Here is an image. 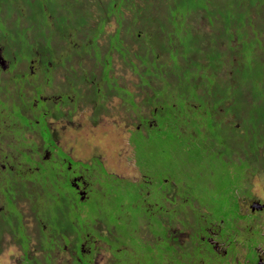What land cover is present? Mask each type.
I'll use <instances>...</instances> for the list:
<instances>
[{"label":"trees","instance_id":"1","mask_svg":"<svg viewBox=\"0 0 264 264\" xmlns=\"http://www.w3.org/2000/svg\"><path fill=\"white\" fill-rule=\"evenodd\" d=\"M36 1L0 0V7L12 5L17 13L16 26L9 32L12 45L20 47L23 40L31 39ZM80 1L64 3L67 6L61 8L63 20L56 25L53 13L41 4L45 20L54 16L48 26L53 41L59 33L57 41L65 43L62 50L66 51L68 39L74 40L80 35L83 45L78 53L82 60H95V67L101 70L96 74L95 67L90 69L96 79L93 92L97 97L111 99L113 93L119 95L125 109L136 114L138 123L152 120L150 127L142 125L146 130L156 133L164 130L183 148L201 154L203 159L212 157L226 166L227 172L210 170V174L218 178L220 187L223 182L235 180L237 183L224 191L225 198L219 193L211 203H216L215 211H221L226 204L232 205L235 198L234 207L238 213L237 200L247 194L241 191L242 184L250 179L251 170L257 168L264 172V0H84L85 4ZM27 7L30 12L26 11ZM111 15H115L117 26L112 35H108L105 28ZM201 24L209 30L200 29ZM41 28L35 39L37 43L46 31ZM102 39L110 40V48L104 49L98 44ZM113 47L138 79L135 94L126 87H119L110 76ZM43 51L41 44V49L33 50L31 57L36 58ZM139 109L147 110L149 117L140 114ZM19 129L17 125L15 133L20 138L10 142L23 145L24 135ZM49 162L52 166L56 164L52 159ZM103 172L112 180L124 182ZM216 172L219 174L215 175ZM17 179L6 181L8 193H17L19 199L30 196L23 180ZM43 180L39 185L45 201H41L40 195L31 197L39 208L36 221L39 235L35 236L33 229L31 237L36 238V249L43 252L47 264H56V251H67L75 264H92L98 242L106 245L110 252L109 264H222L203 238L209 231L221 232L226 218L217 221L218 212L213 210L208 213L210 219L204 217L207 204L199 203L203 193L194 182L185 185L170 177L168 183L161 182L154 192L152 188L146 189L151 184L143 183L141 187L137 183L140 187L135 191L139 200L128 205L140 207L143 212L136 217L138 225L134 226L128 212L116 216L111 205L106 215L87 221L82 211L77 210L76 199L84 203L90 198L81 202L69 185L71 195L66 193L63 197L59 193L56 196L52 193L53 189L58 191L54 187L56 177ZM99 187L97 192L107 191L103 184ZM108 193L109 190L103 195L109 200ZM129 197L132 198L127 193L122 199L124 203ZM122 205L117 203L114 211ZM111 219H123L128 225L129 237L107 222ZM97 221L105 225L104 230L94 229ZM18 222L20 225V219ZM42 222L47 229L39 225ZM236 222L234 220L235 225ZM1 224L10 231L14 227L19 231V243H27L29 253L24 227L7 222L0 214ZM141 227L150 235L148 238L142 237ZM184 231L189 232L185 243L179 241Z\"/></svg>","mask_w":264,"mask_h":264},{"label":"rangeland","instance_id":"2","mask_svg":"<svg viewBox=\"0 0 264 264\" xmlns=\"http://www.w3.org/2000/svg\"><path fill=\"white\" fill-rule=\"evenodd\" d=\"M67 1L71 2V0H63L62 6L61 0H37L35 2L36 6L33 7V24L35 29L34 33H30L29 37L31 39H29L28 41L31 46L34 45V50L41 49V44L37 43L35 40L38 38L37 36L40 35V31H42L41 27H43V29H49V22H51L49 20H52L54 16L56 19L55 25L57 24V22L60 23V20H63L62 18H60L63 17V11L61 10V8L67 6L64 4L68 3ZM90 1L94 2L95 0ZM80 3L85 4L84 0H81ZM41 4L44 8H46L49 13H53L54 16L49 14L52 19L49 17V20H45L44 16L46 14L42 11ZM13 8L14 7L12 5H8L6 9H4V11L8 12L11 11ZM26 11L30 12V8L27 7ZM121 11H123V9ZM110 17L111 21H109L110 23L107 22L108 24L105 28V34L108 35H112L117 26L115 23V15H111ZM57 28H60V25H58ZM199 28L203 31L209 30V28L204 24L199 25ZM54 29L55 28H53V30ZM53 30L52 32L54 34L55 31ZM110 43L111 42L109 39H102L99 41V45L103 46L104 49H107V47L110 48ZM124 44L127 45V42H125ZM20 45L25 50H27V44L24 41L21 42ZM70 47L71 46H68L67 48ZM112 49L113 51L111 67L109 69L110 76L116 81L119 87H126V89L131 91L132 94H135V92L137 91L135 85L138 82V79L134 74H132L131 70H129V68L124 65L120 55L117 51H115V47H113ZM16 56L17 58H20V56H22L21 50ZM24 56L27 57V55ZM84 65H86V61L82 63L81 67L82 69H89ZM36 68L37 66L34 64L35 74H37L38 76L39 71H37ZM95 69L96 74H99L101 72L98 66L95 67ZM38 78L40 80L41 76H38ZM33 83H36L35 77L32 81V84ZM27 90L31 91L32 89L28 87ZM50 92L51 91H49L48 93ZM103 93H106L105 90L103 91ZM30 94L32 93H28V98L30 97ZM106 110H108L106 117H103V119L96 121V123L89 119L88 110L86 109L85 111L81 112L80 116H78L77 119H72L74 124H67L64 121H61L59 124L53 125V127L57 129L58 140H60L58 145L60 149L68 153L73 158V160L88 164L90 168L86 171L79 167L75 169V171L77 172H83L82 174H84L85 178L87 177V186L84 188V191H89V193L87 194L88 197L84 198L83 201L87 200L88 198L90 199L84 203H80L78 199H76L77 210L82 211L84 219H86L87 221H91L97 216L101 217L102 214L106 215V212L109 211V207L111 205L112 212L116 214V216H122L124 212H128L130 214V217L133 218V225L137 226L138 224L136 222V217L139 214H142L143 209H141L140 207L130 208L128 203L138 202L139 198L137 197L135 190H138L140 186L144 187V184L141 183L143 182V177L141 176L140 172L141 168L138 167L140 166L145 171H147L146 177L151 182V185L148 186L146 189L152 188L151 192H154V189L158 187V185H160L164 176L171 177L174 179L177 178V180H175L176 183L178 181L184 183L185 185L192 182L198 184L199 189H201V192L203 193L201 196L202 200L199 201V203L205 202L207 204L204 207L205 210L203 211L204 217L210 219L208 213L213 210L216 213L218 212L217 216L215 217L217 221L226 218L221 227V229H223L220 234L225 235L226 231H228L227 233H229L235 228L233 220L235 217H237V213L235 212L234 207L235 198L232 205L226 204L225 209L221 211H215L216 209L214 208V206H216V203H211V200L213 198L216 199L219 193H221L222 199L225 198L224 191H229L232 185H234V183H237L235 180H233V182H223L220 187L218 185V178L213 177L210 174V170H221L223 172H227L228 170L225 168L226 166H224L222 163L212 157L208 156V159H203V156L201 154L198 153V155H196L193 152L187 150L186 147L183 148L179 141L175 140V138H173L169 134H165L164 130L159 133H156L149 130L147 131L142 125L139 126L138 121L135 118L136 114L128 109H125V106L122 104L121 98L119 97V95L116 96L115 93H113V97L109 99ZM147 112L148 111L145 109H139L140 114H144L149 117ZM152 124L155 125V122ZM138 127L140 128V130H137ZM136 131H140V133H136ZM55 154L56 157L60 160L64 158L67 160L66 156L62 154L59 150ZM94 157H102L104 162V168L107 171V174L113 175L114 177L117 176L118 178H124V182H117L115 180L110 179L109 177L104 176V172L102 169H99L95 163L91 164V159ZM19 159L22 161V159L24 158H22L21 156ZM49 163L50 162H46L44 168H42L40 165V173L45 172V177L48 176L51 179H55V173L49 167L55 168L56 164L54 165V167ZM31 166L33 165L31 164ZM61 172L62 171H60V169L57 170V173L59 174V181L62 179L60 176ZM217 174L219 173L216 172L215 175ZM31 176H33L34 182L31 184V186H28V188H30V193L28 195H30V197L40 195L41 201H45V198L42 197L43 193H41L42 188L39 185L41 184L39 182V174L33 173L31 174ZM249 177L250 179L248 180V182L242 184L241 191L243 193H247V198H250L249 196L251 194V196H253L254 198L261 199V201L264 202V172L255 168L254 170H251ZM201 178H203L204 180H202ZM137 183L141 185L137 186ZM101 184H103L107 191H103L102 193L97 192L101 189L99 187ZM170 185L173 186V184ZM51 189H53V186H51ZM108 190V194H110L109 200L104 198L103 195L106 194ZM0 191H2L3 197H6L4 201L6 203L8 199V190L6 189V185H1ZM62 191L63 193H68L69 195H71L72 193L68 186L64 184L62 185ZM62 191H60V193H62ZM52 193L58 196L56 190L54 191L53 189ZM127 193H129L133 199L129 197L127 198V203H124L122 199ZM154 195L155 194H153V196ZM45 196L49 197V195L47 194H45ZM243 197L244 195L242 197L240 196V203L242 205L247 203L246 201L242 200ZM47 199L48 198H46V201L49 202ZM161 199L162 198H160V200ZM1 200L2 196L0 197V205L3 204ZM117 203H122L123 205L121 208L118 207V209L114 211V207ZM5 206L6 211L8 212L6 217L7 222H11L12 218H14L15 216L17 220V214L12 203H7ZM44 207L45 210L48 209L47 204ZM243 208L245 209V206H243ZM17 209L19 210V212L21 211L20 217L23 225L25 224V232L30 235L32 228L36 225V219L38 217L37 214L39 208L35 206V202H33L32 199H28L24 202L23 200L17 201ZM242 211L243 209L241 210V212ZM242 213L247 214V211H244ZM74 214L77 218H79L77 213ZM228 217H231V219H227ZM261 218L263 220L264 216H262ZM111 220H107V222L111 225H114L116 230L123 234L126 238L129 237L130 231H128V225H125L123 219ZM249 221L250 220L237 221L239 223V225L237 226L241 228L243 225L246 224V222ZM248 224L249 227L252 226L251 222ZM39 225L47 229L46 226H44L43 222ZM93 227L97 230L105 229V225L103 223L101 224L98 221L96 223V226L94 225ZM258 228H260L264 232V220L262 222H259ZM0 229L3 230L0 231V264H21V250L18 247L19 242L21 241L19 231L16 230L15 227L11 231L9 230V227L5 229L3 224L0 225ZM140 231H144L142 227ZM184 232L185 233L179 237V241L183 243L188 242V237L186 233H189L188 231ZM148 236L150 235L145 234L144 231L142 237L148 238ZM26 238L29 240L28 256L33 262V264H47L45 259H43V252L36 249L37 243L34 242L36 241V238L34 236H26ZM242 238L245 242H247V238H244V236H242ZM237 241L240 244L243 243L239 240ZM96 244L98 247H96L93 256L94 264H109L108 261L111 255L110 252L107 250L106 245L100 242ZM54 255L57 257V259L55 260L56 264H75V262L72 261V255L69 254L67 251H56Z\"/></svg>","mask_w":264,"mask_h":264},{"label":"flooded vegetation","instance_id":"3","mask_svg":"<svg viewBox=\"0 0 264 264\" xmlns=\"http://www.w3.org/2000/svg\"><path fill=\"white\" fill-rule=\"evenodd\" d=\"M4 9L6 8L0 7L1 185H7L6 181H13L19 177V180H23L21 182L25 183L28 195L30 193L28 186H31L34 182L31 174H39V182L42 184L43 179L48 176L45 177V172L40 173V165L44 168L45 163L52 159L56 163V167L54 166L55 168L52 169L56 176L54 187L58 189L57 194L62 191L63 184L69 185L77 194L79 200L84 202L86 200L83 201V199L87 198V194L89 193V191H84V188L87 186V177L85 178L84 174H82L83 172H77L75 169L79 167L86 171L90 168L88 164L73 160L68 153L60 149L57 129L53 125L59 124L61 121L67 124H74L72 119H77L81 112L86 109L88 110L89 119L94 123L106 117L109 99L105 96L97 97L96 93L93 92V85L96 79L92 76L90 69L95 67V60L86 61V65L84 66L89 69H82L81 66L84 61L78 50L82 48L83 43L79 35L75 36L74 40L72 38L68 39L66 47H71L66 48V51H64L62 49L65 43L57 41L58 36L53 41V37L49 34L48 29H46L42 40L38 41L44 46V51L36 58L31 57L32 50H34L33 46L25 50L21 48L22 46L12 45L9 32L11 28L16 26L14 22L17 19V13L14 12L15 8L8 12L4 11ZM47 19L49 20V16ZM23 41L29 45L28 41ZM20 50L22 56L17 58L16 55ZM24 55H27V57ZM34 64L37 66L36 70L39 71L38 76H41L40 80L37 74H35ZM34 77L36 83L32 84ZM28 87L32 90L28 91ZM49 91L51 92L48 93ZM97 91H99L98 88H96ZM29 92L32 94L28 98ZM95 115H97V118L94 117ZM17 125H20L19 130L24 135L23 140L25 142L23 145L10 142L16 138H20L15 133ZM138 125L150 127L151 121L147 120L145 124L138 123ZM137 130H140V128L138 127ZM58 150L66 156L67 160L65 158L60 160L56 157L55 153ZM21 156L24 158L22 161L19 159ZM91 160V164L95 163L99 169L107 173L102 157H94ZM138 167L141 168L140 172L143 177V182L141 183L150 184L151 182L146 177L147 171L140 166ZM59 169L62 171L60 174L62 179L60 181L58 180L59 174L57 173ZM27 173H29V177L31 178L27 176ZM168 178L170 177L163 178L162 183H167ZM120 179L124 180V178ZM236 193L238 194V192ZM65 194L63 193V195ZM0 195L3 202L0 205L1 216L7 217L8 212L5 205L12 203L17 214V220L15 216L12 218L11 223L16 224L18 227H25V224L23 225L21 222L19 225L18 222L19 219L21 221V211L19 212L17 209V201L23 200L24 202L25 200H30L31 197L23 196L19 199L17 193H8V199L5 203L6 197H3L2 191H0ZM249 197L247 198L244 195L242 200L247 202L244 205L240 203V199L238 200L239 212L236 214L237 217L234 218L236 221L250 220L249 222H246L241 228L237 226L239 223L236 222L235 228L229 233L225 232V235L220 234L221 232L209 231L206 238H203L213 256L219 257L222 264H264V232L258 228L259 222L264 220L261 218L264 216V202L261 199L254 198L251 194ZM243 206H245V209ZM242 209V212L247 211V214L242 213ZM250 222L252 224L251 227L248 224ZM33 229L36 231L35 236H38L39 232L36 225L32 228L30 236L34 235ZM23 232V236L27 234L25 229H23ZM25 236H28V234ZM242 236L247 238L248 244L243 240ZM237 240L243 243L240 244ZM26 244L19 243L18 246L21 250L20 263L33 264L26 251ZM83 247L82 244L81 250ZM92 264H94V260Z\"/></svg>","mask_w":264,"mask_h":264}]
</instances>
